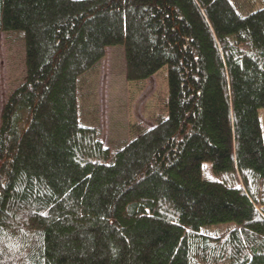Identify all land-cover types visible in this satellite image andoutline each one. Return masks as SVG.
<instances>
[{
  "label": "trees",
  "instance_id": "obj_1",
  "mask_svg": "<svg viewBox=\"0 0 264 264\" xmlns=\"http://www.w3.org/2000/svg\"><path fill=\"white\" fill-rule=\"evenodd\" d=\"M262 108L264 0H0V264H264Z\"/></svg>",
  "mask_w": 264,
  "mask_h": 264
},
{
  "label": "rangeland",
  "instance_id": "obj_2",
  "mask_svg": "<svg viewBox=\"0 0 264 264\" xmlns=\"http://www.w3.org/2000/svg\"><path fill=\"white\" fill-rule=\"evenodd\" d=\"M242 14H248L260 7L261 0H231ZM130 120L141 124L146 129L154 126L157 117H164L165 100L167 98V68H162L156 75L146 81L130 83ZM262 133L264 136V108L258 110ZM260 210V207H257ZM232 227H217L204 230V233L212 235H223Z\"/></svg>",
  "mask_w": 264,
  "mask_h": 264
}]
</instances>
